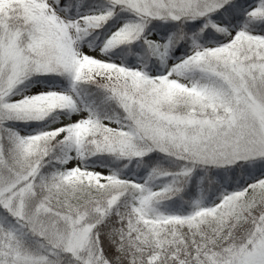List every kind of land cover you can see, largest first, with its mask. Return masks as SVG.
Instances as JSON below:
<instances>
[{
    "label": "snow or ice",
    "instance_id": "snow-or-ice-1",
    "mask_svg": "<svg viewBox=\"0 0 264 264\" xmlns=\"http://www.w3.org/2000/svg\"><path fill=\"white\" fill-rule=\"evenodd\" d=\"M0 264H264V0H0Z\"/></svg>",
    "mask_w": 264,
    "mask_h": 264
}]
</instances>
